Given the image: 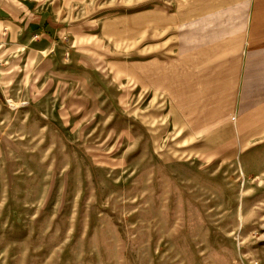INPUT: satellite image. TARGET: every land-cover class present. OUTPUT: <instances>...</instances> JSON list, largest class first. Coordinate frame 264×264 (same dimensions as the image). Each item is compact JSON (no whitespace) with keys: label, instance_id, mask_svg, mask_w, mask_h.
I'll list each match as a JSON object with an SVG mask.
<instances>
[{"label":"rangeland","instance_id":"374dc122","mask_svg":"<svg viewBox=\"0 0 264 264\" xmlns=\"http://www.w3.org/2000/svg\"><path fill=\"white\" fill-rule=\"evenodd\" d=\"M164 3L92 0L0 47V264H264V132L208 153L132 69L128 20Z\"/></svg>","mask_w":264,"mask_h":264},{"label":"crops","instance_id":"0c3cea01","mask_svg":"<svg viewBox=\"0 0 264 264\" xmlns=\"http://www.w3.org/2000/svg\"><path fill=\"white\" fill-rule=\"evenodd\" d=\"M89 1L0 0V47L31 34L54 39L65 25L52 15L65 18L68 8ZM165 2L128 20V35L142 30L144 40L132 69L171 102L206 152L229 155L253 145L250 140L264 132V0Z\"/></svg>","mask_w":264,"mask_h":264},{"label":"trees","instance_id":"16d2710c","mask_svg":"<svg viewBox=\"0 0 264 264\" xmlns=\"http://www.w3.org/2000/svg\"><path fill=\"white\" fill-rule=\"evenodd\" d=\"M45 24H43L42 26H39L38 29H44ZM2 96L1 92H0V97Z\"/></svg>","mask_w":264,"mask_h":264}]
</instances>
